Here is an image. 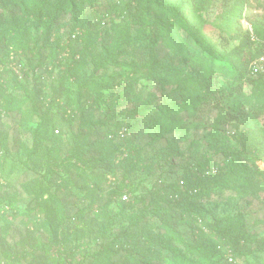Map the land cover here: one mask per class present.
Instances as JSON below:
<instances>
[{
  "label": "rangeland",
  "instance_id": "1",
  "mask_svg": "<svg viewBox=\"0 0 264 264\" xmlns=\"http://www.w3.org/2000/svg\"><path fill=\"white\" fill-rule=\"evenodd\" d=\"M128 5L133 14L124 11ZM145 6V0H13L7 7L0 8L1 55L5 54L9 42V37L2 32L3 27L11 24L16 16L29 19L26 32L29 54L14 55L18 67L16 73L24 84V89L19 91L24 103L21 109L0 116V141L4 139L7 143L5 150L0 148V264H94L98 257L95 254L107 243H114L120 231L131 233L132 210L122 213L123 199L111 196L109 191L116 188V179L121 178L119 174L109 175L100 192L88 188L91 182L77 171H71L74 186L66 179L60 188L51 187L63 200L69 220L62 221V213H55L51 207L40 213L29 210L47 197H39L40 185L49 186L50 183L43 177L45 167L52 164V168L60 169L59 165L71 151L74 136L81 133L78 131L81 122L87 123L93 117L90 123L97 124L106 122L114 111L124 114L137 108L147 109L136 132H128L129 137H135L143 146L145 155V169L134 178L138 185L136 192L128 197L145 193L146 203L152 207L159 204L158 195L171 193L178 181L194 180L189 166H195L198 160L208 159L213 171L229 169L228 156L240 146L233 137L231 124L219 120L224 112H234L238 116L235 121L242 130L254 127L264 130V110L260 116L255 115L256 109L264 108V92L254 84L245 83L244 93L239 95L220 70L213 75L220 109L211 111L188 128H177L180 120L190 116L185 111L188 98L200 92L192 86L183 87L180 80L171 76V67L179 56L168 42L160 36L156 42L141 37L144 31L151 29L148 13H144ZM40 10L44 14L38 19L36 13ZM154 10L151 12L156 17ZM224 10L223 6L217 5L210 13H199V19L205 23L204 32L217 43H224L236 24ZM246 14H264V7L254 1ZM98 15H105L107 22L114 19L124 26L118 47H110L114 31H111L110 23L102 25L95 21ZM83 24H88V31L72 44L84 65L78 76L70 75L69 78L64 73L66 61L63 64L57 62L59 52L53 40L57 37L67 40L73 28ZM242 24L244 28L249 27L248 20H243ZM173 29L179 36L186 34L182 29L178 32L176 27ZM188 40L197 46L193 37ZM234 44L231 42L227 48ZM103 56H110L112 64L99 70L96 80L113 85L100 86L97 91L80 88V82L90 76L94 61ZM204 57L205 61L191 59V62L206 67L209 59L207 55ZM216 66H220L219 63ZM109 92L116 95L123 92L124 95L111 97L108 107H98V94ZM163 104L168 109L159 117ZM77 105L85 106L84 113L90 115L84 121L80 120L79 114L75 119L72 116L71 109ZM83 129L88 132V128ZM152 133L159 138L154 141ZM102 137L103 132L94 130L89 144L92 146L93 141ZM101 154L91 147L84 156L91 174L101 175L110 167L93 160L95 157L99 161ZM240 160L252 170L258 166L263 171V174L255 175L254 188L249 189L247 196L240 197L230 188L213 187L208 197L190 198L189 204L205 211L208 221L228 215L243 216L254 241L245 246V257H239L236 264H264V161L256 160L255 165L244 157ZM104 204H109L106 213L99 209ZM179 216L176 213L169 221L175 222ZM181 232L190 241L194 236L200 237L203 245L213 248V258L226 263L224 249H218L205 230L194 235L190 225L184 224ZM111 250L117 258L126 254L120 242ZM162 254L160 258L150 257L145 264H173L167 252Z\"/></svg>",
  "mask_w": 264,
  "mask_h": 264
},
{
  "label": "trees",
  "instance_id": "2",
  "mask_svg": "<svg viewBox=\"0 0 264 264\" xmlns=\"http://www.w3.org/2000/svg\"><path fill=\"white\" fill-rule=\"evenodd\" d=\"M12 1L0 0V8L7 7ZM145 1L144 13H148L151 29L148 32L144 31L141 37L149 39L150 42H156L160 39L158 38L160 36L163 41L168 42L167 45L179 56L178 61L171 67V76L176 80H180L183 87L192 86L200 92L198 95L188 98L185 111L190 116L177 123L178 129L188 128L195 124L197 120L204 119L211 111L220 109V100L216 96L217 87L213 77L215 73H218L217 70L221 71L228 84L239 95L244 93L243 86L245 83L254 84L264 92V70L255 72L253 69V62L264 55V14H246V9L249 6L252 7L254 1H257L260 7H264V0ZM217 5L223 6L226 15L231 16L236 21L233 32L228 34V38H225L224 43H217L209 38L204 32L205 23L199 19L201 11L210 13ZM153 9L156 10H154L157 14L156 17L153 15L154 12H151ZM124 11L128 15L133 14L129 5L124 8ZM43 14L40 10L36 13V16L40 19ZM47 14L54 17L50 13ZM243 20L249 21L251 30L243 27ZM28 21L29 19L24 18V16H16L11 24L4 26L2 30L5 37H9V42L5 54H0V116L21 109L24 103L19 92L24 89V84H22L14 66L10 64V58L12 54L16 56L18 54L23 56L29 54L26 37ZM95 21L99 24L103 23L102 25L106 23L109 25L110 23L111 31H114L110 47H118L124 26L119 22H115L114 19L107 22L105 15L96 16ZM173 27H176L177 32L180 29L184 30L186 34L179 36ZM88 29V24L77 25L70 32L67 40L63 41L61 37L53 40L59 52L57 62L63 64L66 61L67 69L64 73H67L69 78L70 75L78 76L84 65L82 58H79V54L74 51L72 41L79 40ZM188 37H193L197 46L192 45ZM231 42H235V44L228 49L227 47ZM67 52L70 53L69 57L66 56ZM30 53L34 54V51L30 50ZM204 55H207L209 59L208 66H199L191 62V59L205 61ZM14 60L12 59V62ZM216 63H219L220 66H216ZM93 64L90 76L84 78L79 87L97 91L100 86L113 85V83L110 84L105 80H96L99 70L112 64L110 56L100 57ZM24 74L28 75L27 72H24ZM123 95V92L117 95L111 92L99 93V102L96 104L100 108L108 107L110 106L111 97L114 99ZM167 109V105L163 104L162 109L159 111V117L163 116ZM85 110V106L77 105L74 109H71V113L74 119L79 114L80 120L84 121L85 117L89 115L88 112L84 113ZM263 110L264 108L256 109L255 115L260 116ZM146 112L147 109L144 107L124 114H116L114 111L106 122L90 123L89 120L93 117L88 119L87 123L85 121L81 122L78 127V131H81V133L74 136L71 151H68L64 162L59 165L60 169L52 168V164L45 167L43 177L49 180L50 183L49 186L40 185L39 197L43 198L45 195L47 197L44 202H39L36 198L38 202L35 206L29 207L30 212H46L51 207L55 213H62V221L69 220L70 218L64 210L63 200L56 190H51V187L60 188L63 186L61 183L66 179L74 186L75 182L71 178V171H77L82 178L89 179L91 184H88L87 187L95 188L98 192L102 189V183L108 181L109 175L119 174L121 178L116 179V185L114 184L116 188L109 190L111 196L116 195L122 200L125 194L135 193L138 185L135 183L134 178L145 169V155L143 154V146L137 143L135 137H129L128 132H136L141 116H144ZM237 117L234 112L228 111L224 112L219 119L222 123L231 124L233 137L240 146V149L232 151L228 156V159H230L229 169L213 171L210 168L211 162L208 159H201L198 160L195 166H189L194 180L191 182L182 180V183L178 181L173 186L174 189L171 193L163 196L158 195V205L152 207V205L146 203L147 195L145 193L136 194L134 198L131 196L127 200H122L121 203L125 205L122 207L121 212L124 213L127 209L132 210L129 220L130 228H132L131 233L120 231L116 235L114 243H107L98 254H95L98 257L94 259V264H145L150 257L160 258L163 252L169 254L173 264H236L239 257H245V246L254 241V238L248 230L243 216L228 215L208 221L206 220L205 211L189 204L190 198L203 199L208 197L213 187L230 188L236 191L240 197H245L248 195L249 189L254 188L255 175L258 173L263 174L258 166L255 170H252L240 159L244 157L254 164L256 160L264 161V130L257 127L242 130L239 123L235 121ZM84 127L88 128L87 133L83 131ZM56 130L59 132L58 129L54 131ZM94 130L103 132V137L97 138L91 146L89 137L92 136ZM152 135L154 141L159 138L157 134L152 133ZM6 147V140H1L0 148L5 150ZM91 147L102 152L99 161L95 157H93V160L110 166L101 175L91 174V171L88 172L87 170L89 163L84 160V156L88 154ZM52 180L53 182H51ZM141 204L145 205L140 206ZM108 205L104 204L102 208L99 206V209L105 212ZM176 213H179V218L175 222L169 221L171 220L169 217L173 218ZM184 224L190 225L194 235L205 230L210 235L209 237L214 240L217 248L224 249L223 255L226 263L214 259L213 248L203 245L200 237L194 236L192 241L186 239L181 232V227ZM126 235L127 239L121 241ZM139 237L144 239L143 242ZM119 242L126 251L122 258H117L111 250ZM230 255L233 257L232 262L228 259Z\"/></svg>",
  "mask_w": 264,
  "mask_h": 264
},
{
  "label": "built area",
  "instance_id": "3",
  "mask_svg": "<svg viewBox=\"0 0 264 264\" xmlns=\"http://www.w3.org/2000/svg\"><path fill=\"white\" fill-rule=\"evenodd\" d=\"M246 28H249L250 30L252 29L250 24H249V27L247 26ZM253 39H254V38H253ZM11 59L14 60V55H13V54L11 55ZM11 65H13L14 68H15L16 70L18 69L17 64H16L15 61H13V62L11 63ZM253 69H254L255 72H257V71H263V70H264V55H263L262 57H260L259 59H256V60L253 62ZM0 81H1V79H0ZM127 199H128V195L125 194V195L123 196V200H127ZM228 259H229L230 262L233 261V257H232L231 255L229 256Z\"/></svg>",
  "mask_w": 264,
  "mask_h": 264
}]
</instances>
